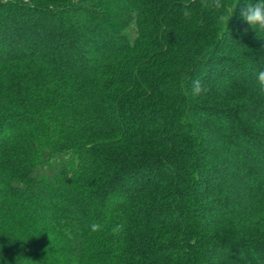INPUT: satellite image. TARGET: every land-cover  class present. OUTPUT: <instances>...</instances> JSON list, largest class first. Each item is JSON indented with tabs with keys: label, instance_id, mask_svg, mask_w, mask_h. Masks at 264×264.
Returning <instances> with one entry per match:
<instances>
[{
	"label": "trees",
	"instance_id": "1",
	"mask_svg": "<svg viewBox=\"0 0 264 264\" xmlns=\"http://www.w3.org/2000/svg\"><path fill=\"white\" fill-rule=\"evenodd\" d=\"M251 2L0 0V264H264Z\"/></svg>",
	"mask_w": 264,
	"mask_h": 264
},
{
	"label": "clouds",
	"instance_id": "2",
	"mask_svg": "<svg viewBox=\"0 0 264 264\" xmlns=\"http://www.w3.org/2000/svg\"><path fill=\"white\" fill-rule=\"evenodd\" d=\"M207 6V5H206ZM211 8L218 12L217 20L227 26L230 17L233 16L234 9L230 8V15H225L223 9L225 7L223 0H211ZM192 11L185 8L183 16L190 18ZM240 19L248 25L252 30L264 31V0H254V2L246 3L239 12ZM257 84L261 90H264V70H258L255 74ZM207 91L206 87L200 79H196L192 83L191 96L197 97ZM187 94V93H186ZM93 230L98 228V225H92Z\"/></svg>",
	"mask_w": 264,
	"mask_h": 264
}]
</instances>
